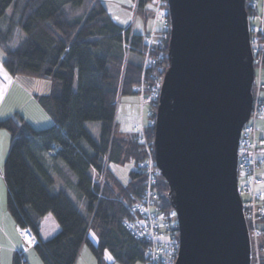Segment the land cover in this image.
Here are the masks:
<instances>
[{
	"label": "trees",
	"instance_id": "1",
	"mask_svg": "<svg viewBox=\"0 0 264 264\" xmlns=\"http://www.w3.org/2000/svg\"><path fill=\"white\" fill-rule=\"evenodd\" d=\"M132 1L135 13L147 19L153 0ZM254 3L246 0L245 8L256 78L255 58L261 49L264 66V33L252 30ZM148 35L117 23L102 0H0L3 67L13 77L52 81L49 93L36 95L51 118L50 124L36 127L18 112L0 119V128L10 134L2 173L6 208L19 228L30 229L38 238L33 249L44 264H75L83 244L89 247L96 264L145 262L146 241L124 223L132 217L130 206L143 190L145 174L139 162L144 151L135 134L122 138L116 133L115 117L118 94L135 93L141 80ZM168 39L167 31L158 44L149 47V69L158 77L168 63ZM254 88L253 83V93ZM260 100L264 101L261 96ZM157 103L155 98L149 106L145 130L149 139L154 136ZM92 121L99 122L96 137L86 126ZM127 160L134 167L124 183L110 164ZM101 171L104 181L96 183L94 172ZM157 180L162 207L170 209L166 181L160 173ZM70 190L83 209L68 195ZM48 213L59 229L41 239L40 222ZM259 223L260 264H264V220ZM91 228L97 233L96 241L89 236ZM170 229L177 237L175 221ZM12 264L28 263L16 250Z\"/></svg>",
	"mask_w": 264,
	"mask_h": 264
},
{
	"label": "water",
	"instance_id": "2",
	"mask_svg": "<svg viewBox=\"0 0 264 264\" xmlns=\"http://www.w3.org/2000/svg\"><path fill=\"white\" fill-rule=\"evenodd\" d=\"M169 39L154 115L156 166L176 214L174 264H250L237 146L253 104L246 0H167Z\"/></svg>",
	"mask_w": 264,
	"mask_h": 264
},
{
	"label": "built area",
	"instance_id": "3",
	"mask_svg": "<svg viewBox=\"0 0 264 264\" xmlns=\"http://www.w3.org/2000/svg\"><path fill=\"white\" fill-rule=\"evenodd\" d=\"M152 26L147 37L148 48L142 66L141 80L135 87L142 105L150 106L155 98H158L161 79L154 71L149 69L150 58L148 57L149 47L158 44L161 38L169 31V7L167 0H153ZM261 6L264 11V0ZM264 15H262L263 27ZM259 27V32L263 28ZM254 28V27H253ZM157 35L158 38L154 40ZM129 47L127 43L123 44ZM264 48V45L262 46ZM260 51V50H259ZM258 52V50H257ZM261 55L255 58L257 68H261ZM259 74V73H258ZM259 75L256 77V84L260 85ZM257 92V91H256ZM147 106V107H148ZM264 116V101L260 100L259 94L254 95L252 110L249 119L244 122L238 146H237V186L243 203V212L246 218L248 234L250 239V264H260L261 227L259 220H264V137L258 132L257 120ZM137 128V139L142 143L144 158L139 162L140 170L145 174L144 186L140 198L130 206L132 217L124 221L130 232L136 237L144 239L146 246V259L144 264H174L178 242L171 231V223L176 219L172 208L163 209L161 193L157 187L158 169L156 167L153 141L147 138L145 128L139 125ZM103 171V170H102ZM94 172L99 179L104 173ZM96 180V179H95ZM99 182L96 180V183ZM258 186H261L258 189ZM21 239L26 247H34L38 244V238L28 228H17ZM26 233V234H25ZM31 239V243H29ZM260 239V241H259ZM259 250L254 256V252ZM22 254L21 251H18Z\"/></svg>",
	"mask_w": 264,
	"mask_h": 264
},
{
	"label": "rangeland",
	"instance_id": "4",
	"mask_svg": "<svg viewBox=\"0 0 264 264\" xmlns=\"http://www.w3.org/2000/svg\"><path fill=\"white\" fill-rule=\"evenodd\" d=\"M109 12V14L112 16V18L119 24L128 27L130 26L133 31L146 33L151 31L152 26V16L151 11L153 10V7L149 6V13L150 16L147 19H143L142 17L138 16L134 11L136 10L135 3H132V0H102ZM263 0H255V13L253 17H251V23L253 25L254 31H259V27H261L262 24V15H264L263 8L261 7L263 5ZM11 7L7 8L6 13L9 15L11 13ZM134 10V11H133ZM264 22V19H263ZM263 32H264V23H263ZM158 38L157 35L154 37V40ZM14 45V44H12ZM4 56V52L0 47V60H2ZM258 67V66H257ZM255 68V67H254ZM259 73V74H258ZM259 75V82L261 86L258 84L255 85L254 88V94L259 93V95L264 98V66H261V68H257V76ZM15 81L19 85V91L18 89H13L9 93V98L13 103L17 104V107L21 110L20 113L25 115L26 119L30 121V123H33L34 125H41L42 118L38 115L40 112V109L38 106L39 102L36 98V95H42L47 94L52 89V81L46 78H35L31 76L26 75H17L14 76ZM12 88H15V85H13ZM257 91V92H256ZM139 95L135 93L131 94H118L117 98V110H116V133L122 137V138H128L136 135L138 133V126L143 125V127L146 130V124L148 123V115L150 108L147 107L148 104L145 103L142 105L140 101ZM42 108V107H41ZM260 122H263L264 125V116L257 120V126H258V133H260L262 136H264V126H259ZM120 125V129H117ZM87 128L89 131H91L92 135L95 137L98 135L99 131V122H87L86 123ZM3 162H1L2 166ZM110 167L112 170H114V173L118 176V178L122 182H126L128 179V173L129 170L134 167V164L132 161L127 160L123 164H110ZM262 170H264V165L262 166ZM105 172V167H104ZM96 180L99 182H102L104 180V177L102 179H99V176H95ZM2 180V176L0 175V181ZM261 186H258V189H260ZM69 196L76 201V203H79L76 199L75 193L70 190L68 192ZM80 206L81 209L84 208L82 203L77 204ZM8 213L10 214L9 210L7 209ZM11 215V214H10ZM93 231L94 228L89 229V235L93 238ZM17 242L22 245L21 241V235L19 231L17 230ZM96 232V231H95ZM46 232L44 231V234ZM178 236V231H177ZM4 237L0 235V246L3 244ZM260 241V239H259ZM24 243V242H23ZM26 247V246H25ZM34 247H28L24 252L25 256L28 259L29 264H44L43 261L40 259V257L37 255ZM259 254V250L254 252V256ZM261 254V251H260ZM93 254L91 253L89 247L87 244H83L82 248L80 249V252L78 254V257L76 259L75 264H96V259ZM5 257V255H2ZM107 259L111 260V255L107 253ZM26 259V260H27ZM9 262L8 264H12V257L10 260H7ZM2 264H5V262H2ZM7 264V263H6ZM114 264H120L118 262H115ZM136 264H142L141 262Z\"/></svg>",
	"mask_w": 264,
	"mask_h": 264
},
{
	"label": "crops",
	"instance_id": "5",
	"mask_svg": "<svg viewBox=\"0 0 264 264\" xmlns=\"http://www.w3.org/2000/svg\"><path fill=\"white\" fill-rule=\"evenodd\" d=\"M152 16V15H151ZM1 61V60H0ZM11 78L10 80L8 78ZM13 85H15V88H12ZM13 89H18L19 91V85L15 81V78L11 76L6 69L3 67L2 63L0 62V113H6V115H0V119H4L8 116H12L14 113L18 112L20 115H22V118L25 121L30 122L29 120L26 119L25 115H23L21 110L17 107L16 103H13L9 96V93ZM15 91V90H13ZM264 99V98H263ZM40 109L39 116L42 118V122L40 123L41 125H34L36 127H43L51 123V118L45 112L41 106H38ZM118 126V125H117ZM259 126H262L263 122H260ZM120 125L118 126L117 129H120ZM121 130V129H120ZM10 144V134L7 130L0 128V175L3 173V164L1 166V162L4 161L5 155L8 151ZM7 197V189L4 183V179L2 177V180L0 181V235L4 237L3 239V244L0 246V264L2 262H5V264L9 263L6 261L10 260L11 257L13 259V255L16 252V250H22L25 256V250L28 247H25L26 245L22 241V245L17 242V228L18 226L16 225L14 219L12 216L8 213L7 208H6V198ZM59 229V226L53 216L51 214H46L44 217H42L40 226H39V235L41 239H47L50 236H52L54 233H56ZM44 231L46 232L44 234ZM94 237L92 238L90 235V238L93 241L97 240V233L93 231ZM82 248V247H81ZM25 251V252H24ZM2 255H5L2 256ZM107 255V254H106ZM107 258V256H106ZM27 257L25 256V260ZM110 261V260H109ZM27 263L28 259H27Z\"/></svg>",
	"mask_w": 264,
	"mask_h": 264
},
{
	"label": "snow or ice",
	"instance_id": "6",
	"mask_svg": "<svg viewBox=\"0 0 264 264\" xmlns=\"http://www.w3.org/2000/svg\"><path fill=\"white\" fill-rule=\"evenodd\" d=\"M8 79L10 80L11 78L9 77ZM0 115H6V113H0ZM172 214L175 215V213H172ZM31 242H32L31 239H29V243H31Z\"/></svg>",
	"mask_w": 264,
	"mask_h": 264
},
{
	"label": "bare ground",
	"instance_id": "7",
	"mask_svg": "<svg viewBox=\"0 0 264 264\" xmlns=\"http://www.w3.org/2000/svg\"><path fill=\"white\" fill-rule=\"evenodd\" d=\"M164 71H165V69H164ZM164 73V72H163ZM162 75V74H161ZM163 76V75H162ZM162 76L161 77H159L160 79H162ZM134 91L136 92V90H135V88H134ZM137 93V92H136Z\"/></svg>",
	"mask_w": 264,
	"mask_h": 264
}]
</instances>
